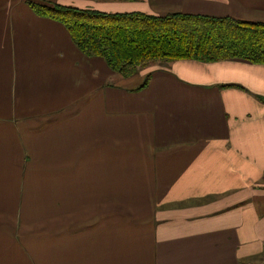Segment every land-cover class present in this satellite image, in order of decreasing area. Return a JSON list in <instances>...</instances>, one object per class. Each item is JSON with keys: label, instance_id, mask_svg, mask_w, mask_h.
<instances>
[{"label": "crops", "instance_id": "1", "mask_svg": "<svg viewBox=\"0 0 264 264\" xmlns=\"http://www.w3.org/2000/svg\"><path fill=\"white\" fill-rule=\"evenodd\" d=\"M31 2L264 23V0H0V264H264V66L153 63L139 90Z\"/></svg>", "mask_w": 264, "mask_h": 264}, {"label": "trees", "instance_id": "2", "mask_svg": "<svg viewBox=\"0 0 264 264\" xmlns=\"http://www.w3.org/2000/svg\"><path fill=\"white\" fill-rule=\"evenodd\" d=\"M33 7L63 24L81 54L102 59L123 78L156 61L237 59L264 66V23L183 13H101L57 4Z\"/></svg>", "mask_w": 264, "mask_h": 264}, {"label": "rangeland", "instance_id": "3", "mask_svg": "<svg viewBox=\"0 0 264 264\" xmlns=\"http://www.w3.org/2000/svg\"><path fill=\"white\" fill-rule=\"evenodd\" d=\"M45 17V16H44ZM224 61H237V59H232V60H224ZM239 61V60H238ZM218 62H221V61H218ZM153 63H157L156 65H162L161 63H164V62H162V61H156V62H153ZM152 63V64H153ZM212 63H215V62H212ZM151 65V64H150ZM148 67V66H147ZM147 67H145V68H143V69H141L137 74H135L134 76H135V79H138V85H139V87H138V89L140 90V89H142L143 87H145L146 85H147V83H148V81L146 82V84L145 85H143V83H144V81H145V78L149 75V74H151V69H147V71H148V73L145 75L143 72V70L145 69L146 70V68ZM113 74H115L116 76L117 75H119V74H116V73H113ZM120 76V75H119ZM134 76H132V78L134 77ZM121 77V76H120ZM148 79H149V77H148ZM260 183H263L264 184V177H263V180H262V182H260ZM264 189V188H263ZM35 206V208L37 209V206L36 205H34ZM81 205H77V207H80ZM88 206H92V204H90V205H88ZM35 208H33V210H32V212L34 213L35 211H37ZM40 208V207H39ZM106 209H107V207H106ZM44 212V210L41 208L40 209V212ZM34 222H35V220H34ZM35 224V223H34ZM47 224H48V221H47ZM38 225H39V227L42 229V228H44L45 227V225H43V224H41V222L39 221V223H38ZM34 228H36V225H34ZM33 228V229H34Z\"/></svg>", "mask_w": 264, "mask_h": 264}]
</instances>
